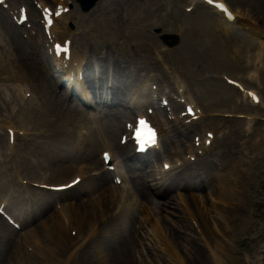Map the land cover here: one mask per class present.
<instances>
[{"label": "rangeland", "instance_id": "1", "mask_svg": "<svg viewBox=\"0 0 264 264\" xmlns=\"http://www.w3.org/2000/svg\"><path fill=\"white\" fill-rule=\"evenodd\" d=\"M135 1L137 6H135V8H128L127 12H125L126 16L129 15V17L131 18H138L141 22V19L142 21L144 20V11H150V15H147V17L145 16V20L157 22L161 19L160 23H162L166 27L165 29H172L174 30V32L182 35L184 47L189 44L194 48L195 54L192 55L190 52L189 55V61L191 63L190 68L186 67L189 62L186 63L185 66H182L180 64L178 65V62L174 57H170L167 62L173 70H178L180 72L181 70L186 71V74L184 72L182 73L187 81L191 84V87H193L202 96H205V94H202V92L203 89L206 88V85L195 80H208L207 82L209 83V86L220 92L219 94L220 97L222 96V99H225L227 95L228 99L233 98L231 95L236 96L235 94H233V91L231 89L226 88L227 86L225 82L221 79L219 80L217 77L220 73L224 72L236 79L242 78L244 77V75L246 77L248 75V71H246L245 68L246 61H243L242 55L241 57H239L238 61H234L231 63L226 61L227 55L223 53V51L225 50V43L223 38H219L217 35H210L208 32H205L204 28H201V24L198 21V19L201 18L207 21L209 20V14L206 12L207 10L205 11V9L200 7L193 15H187L183 12V9L185 5L188 4V0H165V3L163 5H160L159 2L164 0ZM226 1L234 9H238L239 11L248 14L251 21L252 19L254 21L256 20L257 26L264 31V0ZM104 2H106V4H109L111 7H116L117 2L120 3L122 1L104 0ZM78 15L80 17L83 16L82 14ZM100 19L101 21L98 23V28L97 24H94L93 27L97 28L99 34L104 35L106 31H109V24L105 21L104 17ZM1 27L5 41L10 44L14 43L13 39L9 35L13 32L11 27L8 24H5V26L1 25ZM195 29L196 32L193 33V36L197 39V42L191 43V40L187 37V35L191 34L189 31ZM239 36H236L237 40H239ZM241 40L243 41V45L246 49L253 43L246 36H243V39ZM128 43L129 45H133L138 44L139 42L136 39H130ZM229 45L232 47L233 44L230 43ZM227 52L230 56L229 51ZM208 53L210 55H208ZM243 68H245V70ZM189 76H192V78H190ZM261 80V91L264 95V66ZM37 91L39 92V90ZM218 105V108H221L222 111L235 112L236 110H239V112H244L246 115L256 118L253 122V128L251 131L252 135H248L249 137H246L245 150L248 156H250L251 159H249V161L251 162L246 168L245 182L242 187L244 189V195L242 198L243 209L236 210L235 208H233L229 211L228 208L229 213L226 218V220L228 221L227 223L230 224L229 230H227L228 238L226 237L228 241L221 243L222 247L227 252L226 254H223L227 258V261L225 260V264H244V257H248L250 262L252 260H255L253 264H264V111L260 109H252L249 107L238 109L236 103L234 102V99H232L231 104H229L228 101L227 104ZM3 107L4 96L0 94V115L3 113ZM216 108L217 106L215 107V109ZM223 126L225 127V129H227L226 132H229L230 130L237 131L239 129H243L244 123L240 120H234V122L230 123L229 125H225L223 124V122H221L220 127ZM110 138L113 140L114 136L110 135ZM98 144L99 142L96 143L94 147L92 146L91 149L93 150V155L89 154L90 156L87 157V160H89L91 156L97 154ZM217 152H219V150ZM216 192L219 191L215 190L214 196L218 197ZM210 203V205H215L221 213L222 209L226 208L224 206H227L223 203L220 206L219 203H217V200ZM215 217L217 219L219 217V220H217L216 222L219 226L221 223H225L223 222L225 220H223V218H221L219 214H215ZM185 222L179 223L182 227L185 228L186 231H189L186 228V223L189 226H191V224ZM36 224H39V221H36ZM165 225H167V223H165ZM0 226V233L4 230L5 233L9 236L8 246H6V243H3L2 238H0V264H46L48 262V260L37 261L32 255L23 251L16 244V241L19 240V236L11 233L7 226L1 221ZM204 230L205 233H203V235H205L206 238L211 237V234L207 231V229ZM215 231L219 232L218 228H216ZM37 232L42 238H45L46 240L47 234H44L42 227L38 228ZM199 238H201V236H198V239ZM203 245L204 244L195 245L196 248H200L199 255H203L202 260L199 259L197 255H194V252L187 255L185 244H176L175 246L178 249L179 253H181L186 258L188 264H218L213 261L210 251ZM135 246L137 247L136 244ZM211 249L215 253H217V255L221 254V249L215 242L212 243ZM231 255L234 256L235 260L234 258L230 260ZM206 256L207 258L204 259V257ZM155 259L156 257L154 255V252L152 250H147L148 263L145 262L144 264H154ZM258 259H261V261L258 262ZM133 263L136 264V261L134 260ZM74 264H76V262ZM163 264L170 263L166 261L163 262Z\"/></svg>", "mask_w": 264, "mask_h": 264}, {"label": "bare ground", "instance_id": "2", "mask_svg": "<svg viewBox=\"0 0 264 264\" xmlns=\"http://www.w3.org/2000/svg\"><path fill=\"white\" fill-rule=\"evenodd\" d=\"M64 6H66V3L64 4ZM211 17L213 18V16H211ZM118 18H119V22L117 25L118 28H115V31H119L121 40H124L127 38V33H126L127 30L126 29H127V27L131 26L132 22L130 19H124V18L120 19V15H118ZM62 19H66V17L62 16L59 19V21ZM199 21L201 22L200 24L204 28L205 31L207 30L208 33H214V32L218 33L221 36H224L227 39V41L232 39V37L237 33L235 30V26L231 25L229 22L230 20L226 19L222 15H219V16L216 15V21H213V19L212 20L209 19V21L206 20L207 22L202 21V19H200ZM153 27H154V25H153ZM150 28H152V26H150ZM142 29H146V26H143ZM54 30H61V28L59 27V25L57 23L54 24L53 31ZM130 36H133L135 38H145L146 40H148L147 35L141 34V33H131ZM112 42L106 43L104 45V47H103L104 50H103L102 55L104 56V52H106V53H113V55L114 54L117 55L118 53H120L121 56H123V54L121 53V51L119 49L105 47V46H111ZM142 42L147 47L145 41L142 40ZM114 45L116 47L120 48V43H118V44L114 43ZM234 46H235V50L232 51V54H234V55H231V57L233 59L237 60V58L241 55V50H240L239 44H236ZM73 57L75 59H80L84 56L74 54ZM120 61H122V62H120V64H115V65L111 66V68H109L106 72V73H108V72L111 73L110 81L112 82L114 80V82H115L114 85L112 86V88L110 89V91H109L108 86L106 88L102 87L99 89L101 92L106 94L107 98L109 97V94H110V96H112V93L114 91L115 95L112 97L111 101L113 100L115 103L118 101V98L120 96L117 94V92H119L122 89L123 85L126 82H128L127 80H125V74L123 73L124 71L120 67V65L122 63H125V62L121 58H120ZM19 71L22 74H24L25 76L29 75V76L33 77V79H38V78L42 79L43 78L46 80V82H48L47 76H45V72L42 74L40 71H38V69L36 68L35 65L29 66L25 63L23 65L19 64ZM99 83L101 85V81ZM44 84H47V83H44ZM105 85H106V82L103 81L102 86H105ZM43 90L45 93L50 92V89H47V88H43ZM99 103H101V102L99 101ZM69 110H75V108L72 107V108H69ZM69 116L74 117V113L69 114ZM101 129L104 130V127H101ZM231 155H235V154L232 153ZM235 166L237 168L241 169L240 166H238V165H235ZM214 176L217 179V181L220 182V185L223 188L220 191V196L218 197V200L220 202H222L223 204H229L228 203L229 198L237 197L236 196L237 195V193H236L237 188H235L234 185H231V187H228L229 183H230V179L232 177H234V175L233 174H226V175H221V174L215 175L214 174ZM195 178H197V175L195 176ZM196 189H198L197 191H200L202 193L204 191V187H202L201 185H199ZM124 193L127 194V195H123L125 198H126V196H128L130 194L129 191H126ZM192 197L194 199H199V200L204 199L203 194L199 195V196L192 194ZM181 198H184V197L181 196ZM117 200H118L117 202H119V196L117 197ZM195 204L197 206L198 212H202L204 215H207V213H209L204 202L200 201V202H197ZM135 208L136 207H134L133 205H131V206L125 205L124 210H122L121 212H119L117 214V215L122 214L123 217H126L125 220L127 221V225L125 224L124 226L121 225L120 227H115V226L110 227L105 233L108 234L107 237H112L113 240H105V241H103V245H101V243H102L101 242L99 244V247L95 250V252H97L100 255L98 257V260L95 262L96 258L94 256H92L90 258L89 263H87V264H99V263H103V264H133L132 263L133 261H131V258H132L131 256L134 255L135 249H134V246L132 245V243L130 241L131 238L129 236H127L126 234H127L129 229L131 230V228L134 224L133 220H135V222L140 221L139 216H133V214L131 213L132 210H134ZM228 208L230 211V209H233L234 207L223 208L222 213L219 211L220 212L219 214H221L222 218H224L225 220H226L227 215L229 213ZM91 215H92V213H91ZM74 218L76 219L75 224L78 226L79 231L81 232V230L86 226L84 224L85 216H82L80 214V215L75 216ZM142 219H144V217H142ZM87 220H88V218H87ZM204 220L205 219H203V222H204ZM93 223H94V221L89 223V226L91 227V229L89 231L92 230ZM170 239H172V237H170ZM178 240H179V238H178ZM224 240H226V239L224 238ZM184 242L187 243L188 251H194V253L198 257L201 258L202 255H199L200 254V248L195 247V245L197 244L196 242H192L189 240L188 241L184 240ZM221 251L223 253H225V250L223 248L221 249ZM215 258L219 261L220 264H225L224 259H223V254H220V255L215 254ZM93 261H94V263H92Z\"/></svg>", "mask_w": 264, "mask_h": 264}, {"label": "snow or ice", "instance_id": "3", "mask_svg": "<svg viewBox=\"0 0 264 264\" xmlns=\"http://www.w3.org/2000/svg\"><path fill=\"white\" fill-rule=\"evenodd\" d=\"M0 2H2V0H0ZM211 2H212V0H209V3H211ZM217 6L220 7L223 11H227V9L223 8V5H217ZM140 124H141L142 129H146V134H147V141L146 142L155 144V142L157 140L156 132L152 128H150L145 121H140ZM137 139L141 140V148H143V144H144L145 140L141 136H138ZM105 159H108L107 155H105ZM164 167H165V169H167L168 165H165ZM77 183H79V181H77Z\"/></svg>", "mask_w": 264, "mask_h": 264}]
</instances>
